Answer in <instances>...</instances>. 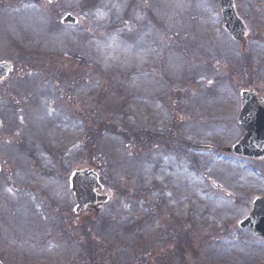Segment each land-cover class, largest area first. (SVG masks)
I'll return each instance as SVG.
<instances>
[{
  "label": "rangeland",
  "instance_id": "rangeland-1",
  "mask_svg": "<svg viewBox=\"0 0 264 264\" xmlns=\"http://www.w3.org/2000/svg\"><path fill=\"white\" fill-rule=\"evenodd\" d=\"M235 3L249 31L241 43L222 29L215 0H0V61L13 62L16 72L0 90V162L8 168L0 180V194L7 198L0 203L8 208L0 212L3 264H103L101 253L107 255L109 242H97L96 236L105 232L109 215L121 223L127 218L130 231L141 227L142 240L125 254L127 260L135 258L133 264H264V242L236 225L252 199L264 195V177L249 166L257 177L247 172L232 183L241 173L220 163L223 146L243 136L236 122L239 93L253 90L264 98V0ZM109 5L112 11L105 9ZM68 13L79 19L76 27L62 26ZM47 31L52 35L47 37ZM103 31L108 34L101 41ZM88 35L92 41H84ZM97 43L105 48L102 52ZM157 101L161 103L155 105ZM42 104L47 118H56L54 125L50 122V132L56 134L50 142L46 121L39 123ZM64 105L80 110L75 131L68 119L76 110L69 112ZM178 108L188 111L183 115L174 111ZM190 111L204 118L205 130L199 124L194 129ZM174 121L194 145L189 159L166 153L165 147L152 160L145 159L140 148L128 147L119 134L103 136L98 153L83 151L90 122L101 130L114 125L131 136L157 131L172 137ZM207 143L219 151L203 153L196 147ZM41 144L60 152L39 155ZM29 152L44 177L32 173L34 187L55 188L61 208L70 204L63 178L91 167V158L118 198L95 221L63 211L36 212L30 220L25 203L12 216L11 201L29 199L15 193ZM194 158L203 160L206 171H191ZM45 170L54 180H45ZM137 210L139 216L131 218ZM145 214L147 225L133 224ZM58 228L84 245L60 251L65 239ZM47 237L51 242L45 246Z\"/></svg>",
  "mask_w": 264,
  "mask_h": 264
},
{
  "label": "water",
  "instance_id": "water-1",
  "mask_svg": "<svg viewBox=\"0 0 264 264\" xmlns=\"http://www.w3.org/2000/svg\"><path fill=\"white\" fill-rule=\"evenodd\" d=\"M221 5L224 16V27L233 36L240 40L244 37L246 28L235 12L233 0H217ZM77 20L71 15L64 18V24H76ZM11 70V66L0 63V81ZM243 116L241 121L246 127L245 138L230 150L238 155L252 158L264 157V110L257 106L253 93H243ZM1 125V122H0ZM72 189L75 191L80 207L83 209L95 199L94 189L97 187V176L91 171L77 172L72 178ZM243 228H249L264 239V199L253 203L249 217L243 222Z\"/></svg>",
  "mask_w": 264,
  "mask_h": 264
},
{
  "label": "flooded vegetation",
  "instance_id": "flooded-vegetation-1",
  "mask_svg": "<svg viewBox=\"0 0 264 264\" xmlns=\"http://www.w3.org/2000/svg\"><path fill=\"white\" fill-rule=\"evenodd\" d=\"M127 253H129V252H127L126 250L125 251L121 250L120 247L117 249L118 264H133V260H135V258L134 257H131L129 260H127L125 258V254H127ZM124 261L126 263H124Z\"/></svg>",
  "mask_w": 264,
  "mask_h": 264
},
{
  "label": "trees",
  "instance_id": "trees-1",
  "mask_svg": "<svg viewBox=\"0 0 264 264\" xmlns=\"http://www.w3.org/2000/svg\"><path fill=\"white\" fill-rule=\"evenodd\" d=\"M108 11V10H107Z\"/></svg>",
  "mask_w": 264,
  "mask_h": 264
}]
</instances>
